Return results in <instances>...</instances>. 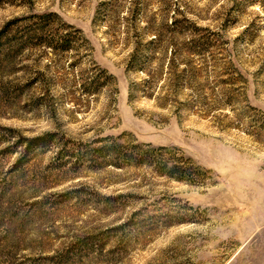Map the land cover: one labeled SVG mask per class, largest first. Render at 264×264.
<instances>
[{
    "label": "rangeland",
    "instance_id": "374dc122",
    "mask_svg": "<svg viewBox=\"0 0 264 264\" xmlns=\"http://www.w3.org/2000/svg\"><path fill=\"white\" fill-rule=\"evenodd\" d=\"M105 137L190 175L60 154ZM0 264H264V0H0Z\"/></svg>",
    "mask_w": 264,
    "mask_h": 264
},
{
    "label": "trees",
    "instance_id": "16d2710c",
    "mask_svg": "<svg viewBox=\"0 0 264 264\" xmlns=\"http://www.w3.org/2000/svg\"><path fill=\"white\" fill-rule=\"evenodd\" d=\"M50 17H56L55 14H46L39 16V20L42 23L43 28L48 26ZM65 24H61V28L58 30L56 35L48 36L43 33L39 40L40 44H43L53 50L59 51H70L74 47V42L82 40L81 31L76 29L73 36L69 33H64ZM68 27H71L68 25ZM37 36V34H36ZM57 133L48 132L40 136L26 138L22 144L25 146L24 153L28 154L38 150H45L51 148L56 144ZM167 151L165 147L154 148L147 144H130L124 145L116 142L115 140L105 137L101 139H96L88 143H72L71 146L64 144L60 154L63 158L68 157V160H74L73 164L83 166H107L112 165L117 168H122L125 166H149L154 167L161 175L168 177H174L179 180H187L190 175V169L192 167L189 165L190 159L182 157V161H171V159L164 157L161 153ZM68 163V161H67ZM111 200V198H108ZM183 222V221H182Z\"/></svg>",
    "mask_w": 264,
    "mask_h": 264
}]
</instances>
